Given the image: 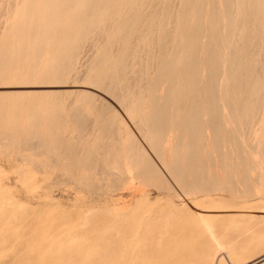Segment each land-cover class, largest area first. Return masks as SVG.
I'll return each instance as SVG.
<instances>
[{"label":"bare ground","instance_id":"obj_1","mask_svg":"<svg viewBox=\"0 0 264 264\" xmlns=\"http://www.w3.org/2000/svg\"><path fill=\"white\" fill-rule=\"evenodd\" d=\"M7 4L13 17L0 27V79L23 73L32 79L38 74L41 83L56 84L61 75L73 71L84 48L101 44L115 49L110 59L99 48L87 64L88 81L112 99L122 91L150 95L145 106L137 105L133 122L137 133L127 140L126 149L115 133L110 134L117 156L126 155L127 166L142 168L136 178L139 186L152 180L157 188L182 198L216 192L251 194L252 173L264 164V0H223L221 6L217 0H7ZM74 5L78 8L69 15ZM147 7L154 17L150 23L143 14ZM131 36H136L133 42ZM46 53L47 62L42 64ZM162 85L164 95L158 91ZM129 103L125 98L116 104L126 112ZM221 103L230 109L229 116L221 114ZM142 105L146 114L141 113ZM44 118L33 115L20 137L2 126L0 139L12 142L13 149L44 150L49 141L56 154L58 134L41 127ZM77 121L84 126L85 115L78 114ZM230 122L235 126L228 128ZM256 122L260 129L250 146L261 153L260 162L247 151L252 146L241 145ZM170 134L173 144L167 147ZM227 146L231 150L223 152ZM112 170H119L114 161ZM110 171L104 170L103 177H110Z\"/></svg>","mask_w":264,"mask_h":264},{"label":"rangeland","instance_id":"obj_2","mask_svg":"<svg viewBox=\"0 0 264 264\" xmlns=\"http://www.w3.org/2000/svg\"><path fill=\"white\" fill-rule=\"evenodd\" d=\"M1 2L3 29L13 8L7 0ZM217 3L221 6L223 0ZM77 8L70 7L68 14ZM150 10L147 7L143 13L149 23L154 18ZM169 28L175 33L172 25ZM135 39L131 36L129 41ZM99 48L110 59L116 55L115 49L101 44L84 48L73 71L61 75L56 84L41 83L38 74L32 79L25 73L0 79V129L10 127L20 137L27 133L32 116L39 115L45 117L41 127L53 129L59 141L53 143L58 147L55 154L49 141L44 150L13 149L12 142L0 139V264H249L264 256V164L252 173L255 183L249 196L216 192L182 198L157 188L152 180L139 186L136 178L142 168L127 166L126 155L117 156L110 134L115 133L126 149L127 140L137 133L133 125L137 105L145 106L150 95L122 91L112 99L96 90L88 81L87 64ZM153 48L150 44V53ZM46 58L47 53L40 63ZM201 75L205 77L206 71ZM220 78L223 87L225 78ZM158 91L164 95V86ZM125 98L130 101L126 112L117 105ZM146 111L142 105L141 113ZM80 113L86 117L82 127L77 121ZM229 113L221 103V114ZM203 120L207 122L208 116ZM259 129L258 122L252 125L251 136L241 143L244 148L252 146ZM206 132L210 135L209 129ZM171 136L167 147H172ZM228 150L231 147L222 148ZM247 151L254 161L262 160L256 146ZM112 161L119 170L110 171ZM108 169L113 174L103 177Z\"/></svg>","mask_w":264,"mask_h":264},{"label":"water","instance_id":"obj_3","mask_svg":"<svg viewBox=\"0 0 264 264\" xmlns=\"http://www.w3.org/2000/svg\"><path fill=\"white\" fill-rule=\"evenodd\" d=\"M263 260H264V256L258 258L257 260H255V261H253V262H251V263H249V264H258L259 262H261V261H263Z\"/></svg>","mask_w":264,"mask_h":264}]
</instances>
